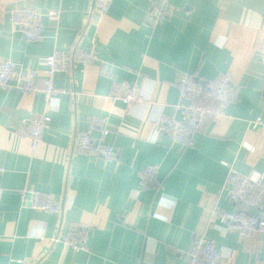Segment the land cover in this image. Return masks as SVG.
<instances>
[{
  "label": "crops",
  "instance_id": "0c3cea01",
  "mask_svg": "<svg viewBox=\"0 0 264 264\" xmlns=\"http://www.w3.org/2000/svg\"><path fill=\"white\" fill-rule=\"evenodd\" d=\"M154 1L113 0L101 13L91 12L95 0H0V59L41 77L56 50L71 64L56 75L51 100L0 86V264H188L199 234L216 242L225 264L264 259V231L247 236L211 219L216 205L264 219V201L235 204L226 185L230 169L264 173V0H169L173 13L152 26ZM25 7L61 12L59 22L43 17L41 41L25 39L11 21ZM91 50L94 57L82 62ZM183 73L203 82L227 75L237 89L225 115L195 132L191 144L153 125L180 117ZM115 80L140 85L143 100H114ZM38 113L51 121L32 147L18 128ZM94 116L107 119L109 134L94 135L116 147L113 159L74 151ZM148 165L158 177L141 190L137 173ZM23 188L51 193L61 212L23 202ZM76 223L90 227L86 251L55 241Z\"/></svg>",
  "mask_w": 264,
  "mask_h": 264
},
{
  "label": "built area",
  "instance_id": "2783aa9c",
  "mask_svg": "<svg viewBox=\"0 0 264 264\" xmlns=\"http://www.w3.org/2000/svg\"><path fill=\"white\" fill-rule=\"evenodd\" d=\"M113 0H95L91 12L97 10L107 13ZM174 7L169 0H155L148 13V23L156 26L162 19L173 13ZM47 16L54 22H59L61 12L50 10L47 13L29 7L17 8L11 14L12 23L22 31L23 37L29 41H41L44 38L43 17ZM94 50L83 52L81 61L86 63L94 57ZM260 56L264 64V42L260 47ZM43 64L44 74L41 77L37 70L18 69L15 61L0 59V86L13 85L18 91L33 95L42 93L47 100L53 99L59 92L55 77L58 73L70 69L69 57L56 50L48 55ZM42 78L43 84L38 80ZM181 100L175 104L180 117L163 116L153 125L161 133L170 136L173 140L184 144L193 142L195 132L202 130L213 119L225 115L226 108L233 101L236 86L227 75H220L209 81H202L194 74L183 73L177 80ZM114 100H120L131 106L143 100L140 85L129 86L124 81L115 80L111 88ZM51 116L38 113L25 120L18 128V133L30 140L32 147H37L43 141V133L48 128ZM260 122V118L256 123ZM100 131L103 136L109 134L107 119L104 116H94L87 131L79 134L74 144V151L80 154L98 156L106 160L117 156L116 147L108 144L103 138L94 135ZM1 153V150H0ZM5 168L0 164V173ZM139 186L141 190L147 189L158 177V168L148 165L138 171ZM226 185L230 200L246 208H259L264 201V173L247 174L230 169L226 176ZM21 200L29 202L38 210L50 213H59L62 210L60 202L46 191L34 188H23L19 191ZM213 222H221L226 230L238 231L250 236L255 231H264V219L247 211L229 210L221 205L214 206L212 210ZM90 227L86 224H72L66 232H61L55 241L62 243L74 252L89 249ZM188 264H225L216 242L206 234L197 235L188 252ZM254 264H264V259Z\"/></svg>",
  "mask_w": 264,
  "mask_h": 264
}]
</instances>
